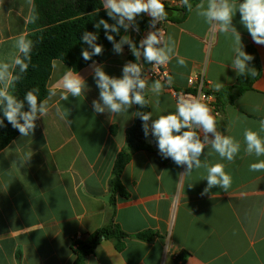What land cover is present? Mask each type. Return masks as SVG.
Masks as SVG:
<instances>
[{"label":"crops","instance_id":"1","mask_svg":"<svg viewBox=\"0 0 264 264\" xmlns=\"http://www.w3.org/2000/svg\"><path fill=\"white\" fill-rule=\"evenodd\" d=\"M173 1L177 5H165L172 11L165 22L166 37L175 40L176 52L187 66H179L176 57L166 64L173 84L163 83L158 98L146 93L149 112L152 119L174 112L172 90H191L189 77L204 75L210 90L222 93L217 100L219 113L213 112L217 128L240 141L241 150L228 162L206 147L201 159L223 163L232 177L231 187L225 192L215 186L204 193L206 169L181 177L186 166L164 158L151 136L154 149L133 155L122 175L129 196L117 197L113 208L109 182L134 123L136 105L118 115L96 113L93 101L99 100V89L93 63L77 72L87 85L84 95L61 101L60 81L72 68L55 60L48 86L57 95L49 101L48 114L37 118L28 137L16 129V138L0 152V264H74V240L111 223L128 234L122 249L116 239H104L85 264H264V171L249 170L250 164L264 157L246 154L243 135L245 129L259 132L264 120V45L253 41L237 12L233 25L243 47L258 53L262 71L251 90L223 94L239 79L231 66V37L214 32L194 10L185 12L180 0ZM33 2L30 7L27 0H0V58L14 51L20 33L27 36ZM148 32L133 26L124 35L139 47ZM95 62L108 75L120 78L123 66L137 61L124 45L122 53L112 47ZM139 63L144 74L152 65L143 56ZM148 78L149 85L156 80ZM218 82L224 86L216 91ZM157 99L159 111L154 107ZM57 106L64 119L57 115ZM260 135L264 137V132ZM21 157L31 158L21 165ZM146 232H152L153 238L137 237Z\"/></svg>","mask_w":264,"mask_h":264},{"label":"clouds","instance_id":"2","mask_svg":"<svg viewBox=\"0 0 264 264\" xmlns=\"http://www.w3.org/2000/svg\"><path fill=\"white\" fill-rule=\"evenodd\" d=\"M27 2L31 7V0ZM180 3L189 12L194 10L214 32L218 31L231 37L234 52L231 66L238 76L258 75L254 68L248 66L253 57L243 50L241 35L233 25V18L239 12L240 23L247 29L253 41L264 45V0H199L195 6L190 0H180ZM102 6L115 23L109 24L100 19L95 27L99 29L103 26L106 38L113 43L116 53H122L124 45H128L137 62H127L123 66L122 77L117 78L108 75L102 65L93 61V78L99 89V100L93 101V109L96 113L107 111L118 115L128 112L133 105H139L141 108L149 106L150 101L146 99V93L151 92L158 98L163 92L164 84L156 79L149 85V78L144 74L143 65L139 63L141 57L153 65L152 70L168 64L174 57L177 58L179 66H187L186 60L176 52L175 40L171 36L166 37L162 28H156L157 23H162L168 18L165 5L162 0H103ZM141 14L151 17V28L155 30L149 31L146 37L140 40L139 47L128 35H122L120 40L116 41L110 34H119L121 28L127 32L133 26L138 31L136 18ZM32 20L34 21L35 17H32ZM97 39L95 33H83V42L91 48V51L82 50L85 61L102 54L103 47L96 43ZM33 47V41L24 33H20L15 38L14 51L0 58V110L12 127L24 137L33 133L38 117L48 114L49 101L57 95V92L52 90L47 99L40 101L36 94L38 89L28 91L23 99H18L13 94L15 84L23 79V74L29 69ZM53 67H56L55 61ZM166 83L171 86L173 78L167 76ZM223 86L218 82L215 90L219 91ZM86 87L84 78L76 71L66 69L60 81L59 98L61 101H67L69 96L78 98L84 95ZM25 103L28 105V111H24ZM154 107L159 111V99ZM56 113L64 119V113L59 106ZM134 115L142 120L145 136L151 131V135L156 138L159 152L164 158H171L178 166H186L181 177L190 175L194 169L204 168L207 172L203 178L207 181L204 193H208L215 186L225 192L231 187L232 177L226 172L225 165L219 162L209 164L207 158L202 160L201 156L205 148L210 147L221 160L233 162L241 150V143L233 136L218 130L213 110L199 97L180 94L176 100L175 111L158 115L155 119H152V112H136ZM2 125L3 120L0 119V126ZM259 126V132L245 129L243 134L244 151L257 158L264 157V137L260 135V132H264V120L259 122ZM30 158L21 157L19 162L23 165ZM249 170L264 171V159L250 164Z\"/></svg>","mask_w":264,"mask_h":264},{"label":"trees","instance_id":"3","mask_svg":"<svg viewBox=\"0 0 264 264\" xmlns=\"http://www.w3.org/2000/svg\"><path fill=\"white\" fill-rule=\"evenodd\" d=\"M196 2L197 0L191 1L193 5ZM102 4L103 2L100 0H34L26 36L34 43L31 62L28 71L23 74V79L17 82L12 89L18 99H23L24 95L32 89H38L36 94L40 101L48 98L49 92L52 91L48 83L52 74L53 61L60 60L71 67L73 71L79 72L92 64L93 61H97L103 53L113 47V43L106 38L103 26L99 29L95 27L100 19L106 20L109 24L115 23L108 17ZM184 11L187 12V8L184 7ZM32 17H35L34 21ZM148 24L149 20L145 14H141L136 19L139 31L147 29ZM84 32L95 33L98 37L96 43L103 47L102 54L93 56L89 61H85L82 57V50L91 51V48L82 40ZM124 33V29L121 28L119 34H110L116 41H119ZM243 50L253 57L248 62V66L254 68L258 75L255 77L239 76L235 87L226 89L223 94L234 90L236 95H239L251 90L261 76L262 68L256 50L250 46L243 47ZM216 95L217 100L220 101L222 93ZM28 110V105L25 103L24 111ZM136 112H149V107L141 108L136 105ZM0 119L3 120V125L0 126L1 152L16 138L18 131L3 116L2 110H0ZM151 136L150 131L149 135L145 136L143 122L138 116H135L134 123L126 134L125 147L116 158L112 178L109 182L110 204L113 208L117 204V197L127 198L129 196L123 186L122 175L133 155L141 150L154 149V146L146 143V139ZM155 141L158 149L157 140L155 139ZM127 236L128 234L117 224L111 223L89 234L84 239L74 240V264H85L87 256L94 253L104 239H116L118 241L117 248L121 250L122 240ZM153 236L152 232L137 235L143 240H150Z\"/></svg>","mask_w":264,"mask_h":264},{"label":"built area","instance_id":"4","mask_svg":"<svg viewBox=\"0 0 264 264\" xmlns=\"http://www.w3.org/2000/svg\"><path fill=\"white\" fill-rule=\"evenodd\" d=\"M162 3H164V5H166L167 3L172 5H177V2L173 0H162ZM145 16L149 20L147 30L154 31L155 29L151 28V17H149L147 14H145ZM165 22L166 20L163 21L162 23H157L156 28L157 29L162 28V30L166 35ZM152 68L153 65H151L150 69L146 71V75L154 79H159L161 80L162 83L166 84L167 76H169V70L167 65L160 66L155 70H152ZM188 85L189 87H191V90H186V91L172 90L176 100L180 94H185V95L191 94L193 96L199 97L203 103L207 104L213 110L215 114L219 113L217 109V95L210 90L209 83L207 82L204 75H194L189 77ZM178 258L179 255L177 253L175 254V259Z\"/></svg>","mask_w":264,"mask_h":264},{"label":"water","instance_id":"5","mask_svg":"<svg viewBox=\"0 0 264 264\" xmlns=\"http://www.w3.org/2000/svg\"><path fill=\"white\" fill-rule=\"evenodd\" d=\"M165 11L168 13V17H169V13L172 12V11H171L170 9H165ZM146 143H148V144H150V145H152V146L155 145V141H154V139L151 138V137H148V138L146 139Z\"/></svg>","mask_w":264,"mask_h":264}]
</instances>
